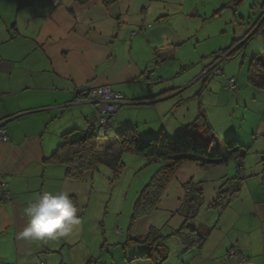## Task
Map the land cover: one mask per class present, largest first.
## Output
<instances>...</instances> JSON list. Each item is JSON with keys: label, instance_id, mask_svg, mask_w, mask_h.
Segmentation results:
<instances>
[{"label": "crops", "instance_id": "crops-1", "mask_svg": "<svg viewBox=\"0 0 264 264\" xmlns=\"http://www.w3.org/2000/svg\"><path fill=\"white\" fill-rule=\"evenodd\" d=\"M233 1L88 0L79 3L59 0L57 5H52L51 0H16L13 15L9 16L0 0V61L11 63L9 73H0V122H4L9 137L6 142L0 141V187L10 193L7 200L2 199L0 193V264H97L92 246L85 243L80 247L85 234L79 219L82 212L78 216L79 223L66 236L37 240L23 234L27 223L24 209L42 192L63 191L69 196L75 195L77 200L82 193L90 192L88 182L93 175L82 181L69 180L63 164L51 163L45 158L61 143L63 133L97 124L95 106L83 95L87 89L100 85H109L127 99L112 117L113 129L133 123L140 133L152 134L160 128L165 133V128L154 122L158 103L180 97L184 88L158 84L159 78L152 74L150 65L163 63L166 53L182 42L178 38L181 32L169 24L172 22L170 9L184 15L182 11L187 12V7L197 11L207 3L214 7V13ZM263 2L248 0L246 12L242 11L240 16L234 14L237 24L240 20L234 39L241 38L256 22L260 23L264 16ZM255 35L260 36L263 50L257 45L251 50L252 54L258 50L264 52L263 35L257 32L252 38ZM229 65L224 66L225 78L219 79L215 100L203 93L204 89L208 92L214 89L205 83L203 90L199 88L196 94L207 108H216L221 93L231 92L225 88L226 79L234 77L236 91L231 99L245 105L252 103L256 112L252 129L235 132L233 122L210 117L200 109L203 120H199L194 135L199 141H206V121L219 143L221 131L225 137L235 135L241 146H244L241 140L244 136L249 141L247 147H253L256 155L246 161V152L239 168L241 178H236L237 161L207 170L188 162L179 168L167 186L157 209L166 205V199H175V207L169 209L172 216L186 196L184 185L190 181L201 183L205 203H208L201 207L192 223L209 228V234L200 248L189 250L187 264H264V165L261 161L264 156V91L252 88L247 79L245 81L246 66L231 68ZM227 179H232L230 185L238 183L237 191L230 196L226 194L222 206L209 207ZM171 184L176 187L175 191H170ZM138 222L143 225L139 229L134 226L132 236L143 237L150 228L162 229L150 216ZM183 222L184 218L178 215L170 231ZM141 248L144 252L148 249ZM229 248L235 252L225 258ZM149 259L157 264L154 256Z\"/></svg>", "mask_w": 264, "mask_h": 264}, {"label": "rangeland", "instance_id": "rangeland-1", "mask_svg": "<svg viewBox=\"0 0 264 264\" xmlns=\"http://www.w3.org/2000/svg\"><path fill=\"white\" fill-rule=\"evenodd\" d=\"M247 1L248 0H242L237 5V12L226 6L219 11L218 15L212 13L214 7H211V5L207 3H205L204 7H198L197 11L187 7V12L182 11L184 15H180L179 11L175 9H170V21L172 20V22H169V24L172 25L177 32H181L178 38L181 39L182 42L177 46H173L171 51L166 53L168 55L163 63L150 65V67H152V74L159 78L158 84L183 86L182 88H184V90L181 91L180 97L170 98L158 103V115H155L154 122L160 127L163 126L165 128V133L168 134L169 137H173L180 132L178 129L181 126L192 122L196 118H200V109L204 111V114L207 112L210 117L213 116L215 118L225 119L227 122H233L236 126V129H234L235 132L239 130L238 132L241 133L244 129H252L256 112L254 113L250 101L248 105L237 103L234 98L231 99L235 92L225 87L231 92L227 91V95L226 93H221L223 95L221 96L218 107L207 108L202 102L200 95L196 94L199 88L200 91L203 90L202 86L205 83L206 86H210L214 89L210 92L204 89L203 93H206L210 99L215 100L218 95L216 90L220 88L219 79L225 78L226 68H224V66L228 63H230L229 66H231V68L235 65L239 68L242 65L243 67L246 66L244 70L246 71V76L249 58L253 55L251 50L255 48V46L260 45L261 40L259 35H255L250 39L242 50L224 59L211 73L206 75L205 73L211 67L209 64L211 62L215 63V61H213L214 56L221 50L227 49L234 40H237L234 39L233 36L235 33L234 30L237 32L239 29L240 20L237 24L236 21H234V14L240 16L242 11L246 12L249 5ZM204 2L205 1H203V4ZM3 3L4 10L7 14L9 16L13 15L16 7V0H3ZM8 15L6 17H8ZM246 31H248V29L245 30V32ZM235 46L236 45H234L233 48ZM259 48L263 50L262 45H260ZM260 50L255 51V54L259 53L263 56L264 52ZM245 53L247 56H244ZM227 54L228 51L223 55ZM241 61H243V64ZM159 65L160 67H157ZM217 69H222L224 75L217 74ZM194 81H196V83ZM199 120L203 119L200 118ZM106 132L107 131L102 130L101 137L104 139L115 138L113 127L109 128V133L107 135L105 134ZM221 132V136L219 137L220 143L229 136L225 137L226 134L224 135V131ZM246 132L248 133L249 131ZM242 138H244L241 139L244 143L242 147L247 152L246 161H248L251 159L250 157H254L256 153L253 147H247L249 146L247 145L249 142L248 139L244 136ZM238 145H240L239 142ZM122 162L123 167L116 177L113 176L109 168L99 166L93 173V178L89 179L88 187H90V192L88 191L84 195L82 193L81 198L78 200L79 214L81 215V212L83 214L79 219H81L80 223L83 225L82 230L85 232L82 236L80 247L85 243H89L90 248L92 246V252L94 253L97 264H153L151 263L152 260L149 258L141 257L143 258L141 259L138 257L144 252L142 251L144 248L141 247L145 245L133 242L127 238L134 202L143 187L150 181L153 174L161 166V163L150 161L144 156L132 153H123ZM251 162L253 163V158ZM175 188L176 187L171 184L170 191H175ZM166 201V205H160L161 209L158 208L153 211L152 215L150 214L152 222L159 223L162 226L160 234L167 236L163 243L167 246L168 257L164 259L161 264H187V254H189V250L182 246L176 236L168 235L170 233L169 228L171 223L178 217L177 213L172 216L169 213V209L175 207L177 200L166 199ZM207 204L208 203H204L202 206ZM138 221L139 220L134 224L135 229H139L143 225V223ZM135 229H133V231H135ZM118 230H120L121 233L117 232ZM133 231H130V236L134 233ZM230 250L231 248L226 251L225 258L231 257V255H228V251Z\"/></svg>", "mask_w": 264, "mask_h": 264}, {"label": "trees", "instance_id": "trees-1", "mask_svg": "<svg viewBox=\"0 0 264 264\" xmlns=\"http://www.w3.org/2000/svg\"><path fill=\"white\" fill-rule=\"evenodd\" d=\"M77 1L79 3H85L88 0ZM261 6L264 8V2ZM220 10L215 11L213 14H218ZM262 15H264V10L262 11ZM256 24L257 22L241 38L234 40L227 49L217 53L213 61L219 59L227 51L228 54L224 59L242 50L254 33L260 32L264 38V16L253 33L249 34ZM234 45L236 46L233 48ZM219 63L214 65V62H211V67L206 71L205 75L211 73L215 67H218ZM217 70L223 73L222 69ZM246 76L247 83L252 88L264 91V54L262 56L259 53H254L250 56ZM232 78L234 79L235 85V78ZM232 91H236V86ZM83 97L88 98V94L84 92ZM123 106L124 104L120 105L114 113L107 117L108 121L106 125H102L96 117L97 124L95 125L91 124L84 130L72 129L63 133L61 143L45 160L55 164H63L65 166V177L74 181H82L88 176L92 178L93 173L99 166L109 168L113 176L116 177L123 167V153L137 154L146 157L150 161L160 162L161 166L143 187L134 202L130 217L129 233L137 220L150 216L157 209L167 186L175 177L179 168L185 163L192 162L201 169L207 170L221 164H227L229 161H237L236 178H241L242 173L239 168L242 166V160L246 155V150L241 145H238L235 135L228 136L220 144L206 121H204V128L207 135L206 141L204 143L199 141L198 137L194 135V132L201 116L183 125L182 129L179 130L180 132L173 137L166 135L162 131V128L152 134L140 133L136 124L125 123L120 127H114L115 138L104 139L101 137V131H107L105 133L106 135L109 133L108 130L112 128L113 124V115ZM261 161L264 165V156L261 158ZM229 180L232 179H227L219 187L218 195L209 203V207L222 206L225 195L229 194L230 196L237 191L238 183L230 185ZM1 189L4 188L0 187V193ZM184 189H186V196L176 211L178 215L184 218V222L177 229L170 231L168 235L176 236L182 246L190 250L200 248L203 245L210 229L197 227L192 223L199 214L200 208L205 203L201 183H193L190 181L184 185ZM1 197L2 199H6L3 195ZM69 197L78 207L77 197L75 195H70ZM129 233L128 240L144 244L148 248L139 256L147 258L154 256L157 264L168 257L167 246L163 243L167 236L161 235L159 229L156 231L151 228L143 237L130 236Z\"/></svg>", "mask_w": 264, "mask_h": 264}, {"label": "clouds", "instance_id": "clouds-1", "mask_svg": "<svg viewBox=\"0 0 264 264\" xmlns=\"http://www.w3.org/2000/svg\"><path fill=\"white\" fill-rule=\"evenodd\" d=\"M78 212L68 193L44 191L24 209L27 223L23 234L37 240L66 236L79 223Z\"/></svg>", "mask_w": 264, "mask_h": 264}, {"label": "built area", "instance_id": "built-area-1", "mask_svg": "<svg viewBox=\"0 0 264 264\" xmlns=\"http://www.w3.org/2000/svg\"><path fill=\"white\" fill-rule=\"evenodd\" d=\"M59 0H51L52 5H57ZM226 55H221L219 59H217L214 63L216 65L219 63L222 59H224ZM217 74H223L220 73V70H216ZM226 86L230 90L235 89L234 85V79L228 78L226 81ZM86 93L88 94V100H90L94 106H95V112L98 118V121L102 125L107 124V117L110 116L112 113H114L120 105L126 104L127 99L122 93L115 92L111 89L109 85H100L97 87L89 88L86 90ZM9 137L7 135V132L4 127V122H0V141L6 142L8 141ZM4 188V187H3ZM1 193L4 198L9 199L10 193L5 190L1 189ZM117 232L120 233V230ZM235 251L230 250L228 251V254L231 255ZM243 262V259H240V263Z\"/></svg>", "mask_w": 264, "mask_h": 264}, {"label": "water", "instance_id": "water-1", "mask_svg": "<svg viewBox=\"0 0 264 264\" xmlns=\"http://www.w3.org/2000/svg\"><path fill=\"white\" fill-rule=\"evenodd\" d=\"M242 0H235L231 2L227 7L233 9L234 11L236 10L237 5L241 2ZM259 24L256 25L255 28H257ZM11 68V63L8 61H0V73H9V70Z\"/></svg>", "mask_w": 264, "mask_h": 264}]
</instances>
